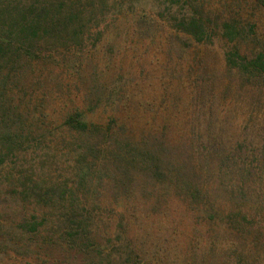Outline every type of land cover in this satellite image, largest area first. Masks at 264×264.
I'll return each mask as SVG.
<instances>
[{"label":"rangeland","instance_id":"1","mask_svg":"<svg viewBox=\"0 0 264 264\" xmlns=\"http://www.w3.org/2000/svg\"><path fill=\"white\" fill-rule=\"evenodd\" d=\"M236 5V0H192L186 7H172L161 0H97L95 8H79L85 15V34L58 38L51 50L80 67L71 72L53 67L40 80L35 101L45 96L43 112L51 124L47 132L37 133L36 148H31L36 152L28 155L31 160L21 156L20 166L15 165L22 169L18 173L34 170L35 177L60 185L76 181L69 135L60 126L71 106L82 104L96 80L108 89L120 90L114 95L117 110L104 99L93 120L107 124L108 116L115 113L135 138L147 131L161 133L165 127L171 145L179 148L189 141L203 153L209 166H215L220 154L250 159L257 156L263 164V93L247 91V82L240 75L226 71L228 46L219 37L212 45L197 49L187 38L179 37L170 23L193 8L214 12L211 21L219 20L228 9L237 10ZM244 10L259 26L260 43L252 46L247 42L240 51L253 55L264 51V12L248 7ZM100 30L103 34L97 37ZM60 44L70 45L69 49ZM256 99L260 104L253 107ZM1 172V177L8 175L9 166ZM215 177L208 182L212 194H201L197 205L164 183L148 188L136 184L132 187L135 193L126 195L101 188L98 180L93 185L86 181L72 191L66 189L70 186L61 187L65 193L55 202L61 207L62 202L75 198L96 219L103 220L99 226L92 223V228L99 229L97 244L102 245L104 264H124L119 254L125 258L130 250L136 254L131 256L134 264H240L239 259L245 256H253L254 264H264V226H253L250 216L245 215V224L242 217H236L237 202L223 194ZM98 178L106 179L104 174ZM7 183L10 181L0 178V223L8 233L0 238V264L37 263L28 251L36 244L24 240L17 229L36 206L24 208L17 196L10 195ZM141 187L148 191L142 193ZM220 203L226 209L222 214ZM260 217L264 221V212ZM107 238L113 239L111 244ZM59 250L51 248L50 255L42 259L47 264H69ZM99 256L97 252L95 257L81 255L74 264H100Z\"/></svg>","mask_w":264,"mask_h":264},{"label":"trees","instance_id":"2","mask_svg":"<svg viewBox=\"0 0 264 264\" xmlns=\"http://www.w3.org/2000/svg\"><path fill=\"white\" fill-rule=\"evenodd\" d=\"M95 1L0 0V171L9 166L10 173L2 177L10 181L7 185L11 188V196H17L22 205L25 204L24 208L36 206L37 210L17 228L24 240L36 244V248L28 250L31 253L29 256H35L37 263L47 264L42 257L50 255L48 251L51 248H59L69 264H74V260L81 255L95 257L96 252L100 255V264L105 263L102 245L97 244L99 229L92 228V223L99 226L103 220L96 219L75 198L62 202L61 207L55 202L61 200V193H65L61 187L70 186L66 189L72 191L86 181L93 185L94 180L99 181L97 183L101 188L121 191L126 195L135 193L132 187L136 184L148 188L164 183L168 188L182 191L181 196L192 199L190 203L197 205L195 201H201V194L202 197L212 194L208 182L216 176L215 181L220 182L223 194L237 202L236 215H233L242 217L244 224L248 223L246 216L253 217V226L263 227L260 214L264 212V163L257 156L250 159L220 154L215 166H209L203 153L199 149L196 151L189 141L179 148L171 145L166 139L165 127L161 133L147 131V134L135 138L127 123L115 113L108 116L107 124L93 120L96 109L102 107L104 99L117 110L114 95L120 90L108 89L105 83L98 80L91 85L81 105L71 106L60 126L69 135L67 144L74 153L76 181L70 185H60L35 177L34 170L18 173L22 169L15 165L20 166L21 156L31 160L28 155L36 152L31 148H36L37 133L47 132L51 124L43 112L45 96L35 101L40 80L44 79L45 74H50L53 67L68 72L80 67L70 58L57 57L58 52L55 55L51 47L59 41L58 38L85 34L82 32L86 25L85 15L79 8H95ZM161 1L172 7H186L192 2ZM236 1L237 10L228 9L224 18L219 16V20L211 21L214 12L204 13L193 8L182 18L169 22L179 37L187 38L197 49L212 45L219 37L228 46L224 55L226 71L231 75H240L247 82V91H258L264 95V51L253 55L240 51L247 42L252 46L260 43L256 32L259 26L248 17L250 12L247 14L244 8L263 13L264 0ZM102 34L100 30L96 36L101 37ZM79 42L82 45V37ZM67 46L70 45L62 44L61 47L68 50ZM259 104L260 100L256 99L252 106ZM117 107H120L119 104ZM42 138L46 140L44 136ZM261 151L264 152V143ZM11 164H14L13 167ZM101 174L106 179L98 178ZM140 191L146 193L148 190L141 187ZM224 209L223 204L219 205L221 214ZM107 219L111 222L109 217ZM5 229L6 226L0 223L1 239L8 235L4 233ZM112 241V238H107V244ZM129 247L130 244L125 245V248ZM133 253L130 250L125 258L119 254V259L124 264H134L131 256L136 254ZM255 260L253 256H245L239 259V263L254 264ZM37 263L27 260L25 264Z\"/></svg>","mask_w":264,"mask_h":264}]
</instances>
